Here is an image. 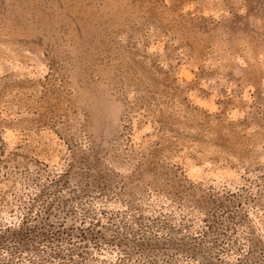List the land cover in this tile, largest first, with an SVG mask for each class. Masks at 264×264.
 <instances>
[{
    "label": "rangeland",
    "instance_id": "1",
    "mask_svg": "<svg viewBox=\"0 0 264 264\" xmlns=\"http://www.w3.org/2000/svg\"><path fill=\"white\" fill-rule=\"evenodd\" d=\"M0 264H264V0H0Z\"/></svg>",
    "mask_w": 264,
    "mask_h": 264
}]
</instances>
